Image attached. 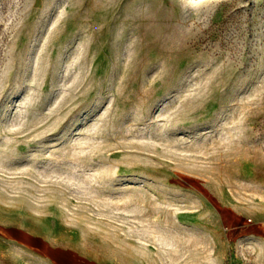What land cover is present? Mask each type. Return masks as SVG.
<instances>
[{
  "label": "rangeland",
  "instance_id": "rangeland-1",
  "mask_svg": "<svg viewBox=\"0 0 264 264\" xmlns=\"http://www.w3.org/2000/svg\"><path fill=\"white\" fill-rule=\"evenodd\" d=\"M260 165L264 0H0V264H264Z\"/></svg>",
  "mask_w": 264,
  "mask_h": 264
},
{
  "label": "crops",
  "instance_id": "crops-1",
  "mask_svg": "<svg viewBox=\"0 0 264 264\" xmlns=\"http://www.w3.org/2000/svg\"><path fill=\"white\" fill-rule=\"evenodd\" d=\"M252 175V179H243L244 183L241 185L244 188L252 186L251 196H247L251 199L252 206L244 207L246 208L244 210L227 205V209L237 218L242 216L244 211H250L252 213L250 221L256 225L248 227L247 230L257 235L259 242H264V222L262 220L264 219V166L260 165L259 169L254 168ZM236 195L240 197L243 194L237 189ZM14 237L18 238L26 249L34 252L44 264H102L101 260L85 253L80 247L53 242L46 236L31 230L17 228L14 231Z\"/></svg>",
  "mask_w": 264,
  "mask_h": 264
}]
</instances>
